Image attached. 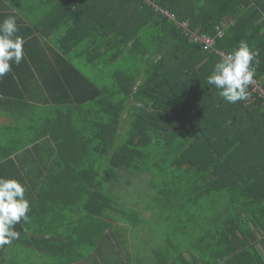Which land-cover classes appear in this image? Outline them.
Returning <instances> with one entry per match:
<instances>
[{"label": "trees", "instance_id": "1", "mask_svg": "<svg viewBox=\"0 0 264 264\" xmlns=\"http://www.w3.org/2000/svg\"><path fill=\"white\" fill-rule=\"evenodd\" d=\"M150 1L158 10L144 0H121L137 11L122 25L117 12L106 33L111 39L97 47L103 55L95 65L113 73L110 86L93 82L66 61L81 82L80 96L73 94L71 102L94 103L97 120L94 126L73 127L78 138L62 146L85 160L80 167L89 154L96 161H90L95 174L74 178L75 184L88 185L63 194L68 203L58 204L56 212L95 219L89 240L94 252L111 227L108 216H140L127 209L119 182L141 176L149 207L167 221L187 218L180 225L191 230L188 257L177 252V243L168 253L173 241L168 231L171 237L155 251L160 264H264V99L249 87L246 100L228 103L207 83L215 64L246 41L257 53L254 78L264 87V0ZM192 34L215 39L213 48L194 43ZM22 61L29 65L26 54ZM8 258L2 248L0 264Z\"/></svg>", "mask_w": 264, "mask_h": 264}, {"label": "crops", "instance_id": "2", "mask_svg": "<svg viewBox=\"0 0 264 264\" xmlns=\"http://www.w3.org/2000/svg\"><path fill=\"white\" fill-rule=\"evenodd\" d=\"M136 11L121 0H0V23L16 17L17 35L25 40L29 60L28 66L23 61L12 65L14 77L8 73L0 78V177L21 182L30 202L28 220L15 225L18 239L0 247L9 257L8 264H160L155 251L162 246L161 231L148 225L167 218L149 208L146 199L126 203L127 209L140 213L137 218L110 215L105 219L111 227L94 252L89 240L95 219L85 213L56 212L58 204L68 203L63 194L88 185L87 181L75 184L74 178L95 174L90 161H96V155L89 154L88 163L80 167L85 160L62 146L78 138L73 127L94 126L97 120L94 103L71 102L73 94L80 96L81 82L66 61L93 82L111 85L113 73H102L95 65L103 55L97 47L111 39L106 33L112 32L117 12L122 25V19ZM92 69L97 78L86 71ZM64 71L66 81L60 75ZM56 194H62L59 200ZM175 246L176 241H169L168 253Z\"/></svg>", "mask_w": 264, "mask_h": 264}, {"label": "clouds", "instance_id": "3", "mask_svg": "<svg viewBox=\"0 0 264 264\" xmlns=\"http://www.w3.org/2000/svg\"><path fill=\"white\" fill-rule=\"evenodd\" d=\"M18 32L15 16H8L0 23V78L23 59L25 40L17 35ZM256 55L246 41H241L237 48L215 64L207 83L215 86L218 95L228 103L246 100L255 76L253 61ZM25 193L26 187L18 180L0 177V247L18 239L15 225L28 220L30 202Z\"/></svg>", "mask_w": 264, "mask_h": 264}, {"label": "rangeland", "instance_id": "4", "mask_svg": "<svg viewBox=\"0 0 264 264\" xmlns=\"http://www.w3.org/2000/svg\"><path fill=\"white\" fill-rule=\"evenodd\" d=\"M230 22H231V20H227L226 24H229ZM185 27H186V25H185ZM117 68H120V64H117ZM123 68H126V66L123 65ZM93 70L94 69H92L91 71H89V70H86V71L91 76L97 78L98 75L95 76L96 74H94ZM96 82L99 83L98 80H96ZM259 82L261 83L262 80ZM101 85L109 86L110 82L104 81L101 83ZM124 130H125V128H123V131ZM127 181H129V182L127 183ZM119 184L121 186H123V188L125 190L124 192H127V193H124L122 195L124 200L125 199L128 200L127 203H130V204L135 203V202L138 203V202L142 201L143 197H145V195H146V194H144V190H146V178L145 177L139 176V177L135 178L134 180L133 179L128 180L127 177L124 176L122 178V180L119 182ZM114 192L117 193V191H114ZM144 199H146V198H144ZM145 202H147L150 205V203L148 202V199H146ZM124 203H126V202L124 201ZM126 207H127V205H126ZM149 208H151V207H149ZM160 216L163 218V215L161 213H160ZM172 220L166 221V219L161 220V218L158 220L155 219V223L148 225V227L159 229L161 231L160 235H161L162 241L163 240L165 241L167 236L171 237V235H172L173 241H176V243H177V247L175 246L177 252L179 251L181 254L185 253L187 255L188 254V252H187L188 247H190L191 241H192L191 230H189V229L187 230L185 227H183V225H180V223L182 221H187V218H180L179 220L172 219ZM168 230H171V235H170V233L167 232ZM159 241H160V239L157 240V242H159Z\"/></svg>", "mask_w": 264, "mask_h": 264}, {"label": "built area", "instance_id": "5", "mask_svg": "<svg viewBox=\"0 0 264 264\" xmlns=\"http://www.w3.org/2000/svg\"><path fill=\"white\" fill-rule=\"evenodd\" d=\"M144 2L148 3L149 5H152L156 10H158V7L156 4L152 3L150 0H144ZM161 13H163L166 17H168L170 20H175V17L168 13L167 11L160 10ZM182 27H185V25H181ZM217 31V38H222L223 36V30L220 27L216 28ZM189 33V32H188ZM192 41L196 44H203L206 48H213L215 44V39H211L204 36H198L196 34L191 35ZM249 87L257 94V97L264 99V87L262 83L259 82V80L253 78V83L249 85Z\"/></svg>", "mask_w": 264, "mask_h": 264}]
</instances>
